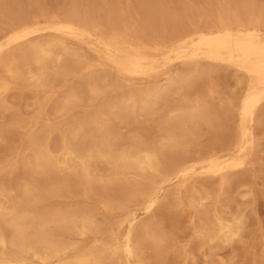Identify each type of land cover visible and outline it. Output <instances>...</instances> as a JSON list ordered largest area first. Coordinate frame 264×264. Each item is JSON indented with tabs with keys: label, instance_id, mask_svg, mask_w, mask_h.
Returning a JSON list of instances; mask_svg holds the SVG:
<instances>
[{
	"label": "bare ground",
	"instance_id": "obj_1",
	"mask_svg": "<svg viewBox=\"0 0 264 264\" xmlns=\"http://www.w3.org/2000/svg\"><path fill=\"white\" fill-rule=\"evenodd\" d=\"M121 1L0 0V264H264L236 207L237 171L264 184V0Z\"/></svg>",
	"mask_w": 264,
	"mask_h": 264
},
{
	"label": "rangeland",
	"instance_id": "obj_2",
	"mask_svg": "<svg viewBox=\"0 0 264 264\" xmlns=\"http://www.w3.org/2000/svg\"><path fill=\"white\" fill-rule=\"evenodd\" d=\"M20 4L23 6H27L31 0H18ZM166 3H169L170 7L175 6L179 4L182 0H163ZM193 1L197 7L201 6L202 0H191ZM215 2H224L225 0H213ZM41 6L43 9H47L46 12L50 11L52 8H55V4H61L64 2V0H39ZM66 2H70V0H66ZM121 4H125V0L121 1ZM125 6V5H124ZM31 17V13H29ZM144 16V15H142ZM233 72L231 70H225V69H218L214 72L213 78L217 82V86L219 90H221L220 94L215 95V103L217 104L221 99L224 101H230L231 97L234 93H238L241 90V86L235 84L234 79L232 78ZM10 100L13 104V107L6 111L7 114H10L12 111L16 110L18 107V101L16 99H13L10 97ZM31 99L27 100V103L31 104ZM32 107L29 106L27 109V114H30L32 112ZM148 126V125H146ZM260 141L262 143V152L260 153V157L264 159V128L261 129L260 131ZM123 133L127 136L133 135L135 132L129 128H124ZM209 139L207 138V135L203 137V143H208ZM258 166V165H257ZM255 171L252 169L249 170H239L236 172V177L239 178L240 180L245 181L248 184V187H243L242 191L246 192L250 188V186H253L252 188L254 189L253 192L248 193L246 196H240L237 195V202H236V207L239 210H243L245 213L250 215V218L254 217V220L250 221V226L252 228L255 227V218L259 221L264 222V184L262 181L255 176H253V172ZM174 184V182H173ZM172 184V185H173ZM171 185V186H172ZM77 203H82V204H88V205H97V203L91 199H85L82 197L78 198H70V199H65L64 198H55V204H58L60 206H72ZM98 206V205H97ZM101 220V217H100ZM182 230L179 232V242L177 243V246L180 249H183L187 245L191 244V241L193 240V234H194V225L192 223V217L191 213L189 212L187 215H185L182 218ZM124 230V229H123ZM122 230V231H123ZM251 237L246 238L247 243L250 242ZM247 243H239L235 245V251H232L231 248H225L223 250L222 255H224L225 258H229L231 255L234 253L236 254V260L239 263H242L244 258H245V250ZM184 255L181 256L179 259V264H192L191 260H183ZM204 256L202 255H197L196 256V264H204ZM134 264L135 263L134 261ZM146 264V263H145Z\"/></svg>",
	"mask_w": 264,
	"mask_h": 264
}]
</instances>
